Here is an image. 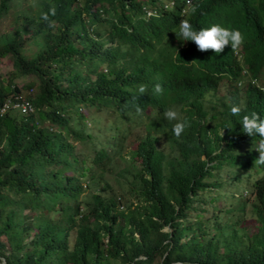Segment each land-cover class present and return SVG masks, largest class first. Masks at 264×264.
Here are the masks:
<instances>
[{
  "label": "trees",
  "instance_id": "16d2710c",
  "mask_svg": "<svg viewBox=\"0 0 264 264\" xmlns=\"http://www.w3.org/2000/svg\"><path fill=\"white\" fill-rule=\"evenodd\" d=\"M9 1L0 0V107H5L0 115V262L153 264L154 259L159 258L158 264L172 261L179 264H264V180L255 188L251 215L241 219L238 226L231 223L227 234H224L225 226L218 221L221 209L215 207L216 201L223 196L213 188L206 190L221 185V181L210 174V167L205 165L207 161L218 159L211 166L214 169L224 164L229 166L234 179L235 168L251 165L258 156L254 148L260 138L248 136L240 126V117L250 112L253 102L246 101L239 116H233L228 109L213 110L204 124L206 129L212 130L213 141L203 148L200 147L202 138L192 139L185 131L176 138L169 123L159 124L153 136L156 143L167 140L181 143L189 153L171 176L156 178L150 185L146 177L150 168L143 157L140 141L127 152V157L121 151L126 127L120 128L119 124L130 120L123 112L130 106L123 103L122 91L104 87L97 92L93 86L77 81L81 76L78 66L84 59V49L80 50V55L67 49L64 57L57 56L61 52L56 47L59 37L77 30L71 18L56 13L49 17L51 26L40 19L41 10L32 15L14 14L12 18L10 14L17 10L12 9ZM99 1L115 14L121 5V0ZM74 18H81L80 12ZM50 56L54 57L51 62L59 69L57 72L50 65L43 68L41 62ZM199 71L205 75L212 72L206 65L200 66ZM17 75H31L36 81L19 82ZM138 88L139 84L133 89L136 96L141 95ZM83 106L118 110L113 125L108 124L111 131L106 143L94 150L89 159L91 166L83 165L84 159L77 160L70 143L91 138L86 133V116L77 113ZM219 129L223 130L222 134H217ZM215 148L219 150L212 154ZM200 154H204L206 161L199 159ZM152 160V156L147 157V162ZM114 162H123L117 172L127 187V195L137 199H147L145 190L161 196L160 188L185 190L199 178L202 181L199 187L191 189L190 196L164 193L159 199L161 205L151 200V209L136 225L139 239L135 240L125 234L129 215L116 211L110 197H101L96 202L67 192L73 193V187L80 190L86 181L101 176ZM49 166L52 167L47 169ZM67 169L74 170L75 174L61 181L60 171ZM80 177L84 178L82 183L78 181ZM199 191L203 192L199 195ZM59 197L72 207L55 214L51 203ZM246 201L249 200L236 198L240 210L237 218ZM206 205L214 212L206 214ZM26 209H29L28 214L23 213ZM162 210L167 213L162 214ZM190 211L197 218L194 222L184 220ZM152 216L161 222L153 220ZM173 216H180L182 220L170 224V233L161 231L162 224ZM33 217L36 221L32 223ZM118 217L121 223H116ZM99 225L114 229L109 231L106 243ZM192 226L197 232L180 242ZM239 227L243 228L240 233ZM31 229L35 236L26 241ZM139 254L144 259H138Z\"/></svg>",
  "mask_w": 264,
  "mask_h": 264
},
{
  "label": "clouds",
  "instance_id": "9594fccd",
  "mask_svg": "<svg viewBox=\"0 0 264 264\" xmlns=\"http://www.w3.org/2000/svg\"><path fill=\"white\" fill-rule=\"evenodd\" d=\"M38 10L42 11L40 19L49 26V17L58 13L70 17L77 28L73 34L59 37L56 47L61 50L58 57H64L67 49L77 55L81 54V49L85 50L78 66L81 71L78 82L93 86L97 92L104 87L122 91L123 103L130 106L124 108V114L133 115L142 123L143 132L137 141L150 168L146 176L150 185L156 178L171 176L189 153L181 143L171 140L156 143L153 136L159 124L169 123L176 138L184 131L192 139L202 138L200 147L203 148L213 141L212 130L204 127L209 114L213 110L228 109L233 116H239L245 102L251 100L253 107L240 117V126L248 136L258 135L260 139L254 149L259 154L251 165L235 168L234 179L231 176L230 179L238 180L242 174L253 170L257 176L248 182L246 191L255 200V188L264 180V82L258 83L264 67V0H121L116 14L99 0H42ZM77 12H80L79 19L74 18ZM53 59L50 56L41 63L43 68L50 65L57 72L59 69L51 62ZM202 65L211 68L210 75L199 71ZM219 83L225 85L226 93L215 96ZM138 84L141 95L136 96L133 89ZM109 108L118 115V110ZM222 133L219 129L217 134ZM165 143H169L172 153L163 150ZM128 151L125 154L122 151L124 157ZM149 156L153 157L152 162H147ZM199 159L206 161L204 154H200ZM123 165V162H114L110 168L118 169ZM208 170L213 176L214 168ZM104 172L93 181H86L80 190L73 187V193L67 192L83 197L88 187L90 193L84 198L90 201L110 197L116 211L129 215L125 234L135 240L139 239L136 225L148 214L151 200L161 205L159 199L164 193L190 196L191 189L199 187L202 181L199 178L185 190L158 187L163 191L161 196L144 189L147 199L134 196L133 200H126L127 194L106 193L111 187ZM60 174L61 181L70 176ZM82 180V177L78 179L81 183ZM119 185L122 190L127 188L122 179ZM166 213L167 210H162V214ZM151 218L161 222L154 216ZM121 220L118 217L116 223ZM181 220L180 216H173L160 230L170 233V224ZM184 220L187 221V215ZM198 227L202 228L200 224ZM112 230L99 225L105 243ZM196 232V227L192 226L180 242ZM137 258L144 259V256L139 254ZM159 260L155 258L153 264H158Z\"/></svg>",
  "mask_w": 264,
  "mask_h": 264
},
{
  "label": "rangeland",
  "instance_id": "374dc122",
  "mask_svg": "<svg viewBox=\"0 0 264 264\" xmlns=\"http://www.w3.org/2000/svg\"><path fill=\"white\" fill-rule=\"evenodd\" d=\"M42 0H10L9 3L11 4L12 9H16L17 12L10 14L13 18L14 14H23V12L32 15L36 11H38L40 7V3ZM6 69V68H5ZM20 77L16 78V81H36V79L31 75H17ZM264 82V67L259 73L258 77V83ZM224 93H226V87L224 84L219 83L216 91L214 92L215 96H221ZM77 113L81 115H85L86 118L84 122H86V133H89L91 135V138L84 139V140H73L70 143L73 145V153L75 154L77 160L84 159L83 165L91 166L90 164V157H92L93 151L98 149L101 146H104V143L107 141V136L110 133V126L108 124L113 125L115 122L113 118H115L114 114L117 115V112L114 110L98 106L97 109L94 106L91 107H80L77 109ZM70 116H76L74 114H71ZM130 120L128 123H121L119 124L120 128L126 127L125 132V142L122 144V151L125 154L126 151L133 148L134 144L137 142L139 137L141 136L143 132L142 123L141 121L133 117V115L129 116ZM77 119V117H76ZM74 122V120H73ZM117 123V122H116ZM163 150L167 153H172L171 146L169 143H165L163 145ZM218 149H215L212 154L217 152ZM218 159H213L211 161H207L205 165L211 167L212 165H215L217 163ZM224 163V161L222 162ZM122 165V164H121ZM52 166L47 167V169H50ZM229 166L223 165V167H219L217 169L212 170L213 178H218L221 181L220 187H209L206 190H209L211 188L219 191V193L223 196L222 199H219L215 203V207L217 209H221V212L218 215V221L221 225L225 226L224 234H227L229 232V225L231 223L236 224L238 226V223L241 219H244L251 215L252 209H251V201H254V198L251 194H248L246 191L247 184L249 181H252L256 178L257 174L250 170L246 175L242 176L238 180H231L230 179V170L228 169ZM75 174V171L72 169H67L63 173L61 172L60 176L63 177L64 175H72ZM104 176L107 180V182L110 184L111 190H108L106 193H117L118 195L123 194L126 195V191L121 189V186L119 185V181L122 179L120 175L117 172V167H112L109 169H106L104 172ZM211 178H208L207 180H210ZM51 181V180H50ZM49 182V181H48ZM50 185L52 188H55L51 183ZM204 191V190H203ZM203 191H199L198 194L202 193ZM84 195H88L90 193V190L88 187L84 189ZM82 197L81 195H79ZM237 199H248L249 201H246L243 212L240 214V216L237 218L236 215L239 214L240 210L237 207ZM126 200H133L134 196L127 195ZM193 205L195 203H192ZM72 206L66 204L63 198H55L51 203V209L55 214H58L62 211L68 210ZM230 209L227 211V209ZM58 209V210H57ZM207 212L206 214H209V212H214L210 205H206ZM57 210V211H56ZM61 210V211H59ZM83 211H86L83 209ZM24 214L29 213V209L24 210ZM37 217V216H36ZM36 217H33L31 219V222L36 221ZM193 219H197L194 216V212L190 211L189 214H187V221H192ZM242 228V227H241ZM241 228L239 227L238 233L241 232ZM243 229V228H242ZM100 232V231H99ZM35 233L31 230H29L26 241L29 240V238L34 237ZM72 237L70 238V240ZM6 248L8 246L6 245ZM50 262V261H49ZM0 264H3L0 262Z\"/></svg>",
  "mask_w": 264,
  "mask_h": 264
},
{
  "label": "built area",
  "instance_id": "2783aa9c",
  "mask_svg": "<svg viewBox=\"0 0 264 264\" xmlns=\"http://www.w3.org/2000/svg\"><path fill=\"white\" fill-rule=\"evenodd\" d=\"M24 106H25V104L22 105V107H24ZM4 111H5V107H4V106L0 107V115H1L2 112H4Z\"/></svg>",
  "mask_w": 264,
  "mask_h": 264
}]
</instances>
